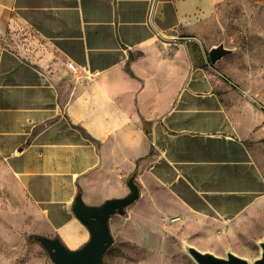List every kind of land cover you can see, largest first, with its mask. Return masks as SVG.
<instances>
[{
    "label": "crops",
    "instance_id": "0c3cea01",
    "mask_svg": "<svg viewBox=\"0 0 264 264\" xmlns=\"http://www.w3.org/2000/svg\"><path fill=\"white\" fill-rule=\"evenodd\" d=\"M209 5L0 0V160L41 235L79 248L76 195L124 197L131 176L220 224L264 199L263 109L182 36Z\"/></svg>",
    "mask_w": 264,
    "mask_h": 264
},
{
    "label": "rangeland",
    "instance_id": "374dc122",
    "mask_svg": "<svg viewBox=\"0 0 264 264\" xmlns=\"http://www.w3.org/2000/svg\"><path fill=\"white\" fill-rule=\"evenodd\" d=\"M204 16L182 36L194 38L201 56L223 44L232 53L213 65L264 109V0H207ZM113 243L102 264H197L193 246L225 258L228 252L252 263L264 240V199L230 224L201 219L180 209L153 185L110 222ZM43 219L0 160V264H53L34 236Z\"/></svg>",
    "mask_w": 264,
    "mask_h": 264
},
{
    "label": "water",
    "instance_id": "95a60500",
    "mask_svg": "<svg viewBox=\"0 0 264 264\" xmlns=\"http://www.w3.org/2000/svg\"><path fill=\"white\" fill-rule=\"evenodd\" d=\"M231 49L219 44L210 48L207 52L209 63L213 66L227 55ZM129 193L121 198H113L104 201L97 206H90L83 202L80 194L74 198L72 212L76 219L87 229L88 240L77 249L67 248L58 237L35 235L37 243L46 251L53 264H102L107 249L113 243V237L109 227V220L114 215H125L126 208L140 197L134 177L127 181ZM260 256L252 263L230 252L225 258L217 257L208 252H201L193 246H187V254L197 264H264V240L259 243Z\"/></svg>",
    "mask_w": 264,
    "mask_h": 264
},
{
    "label": "built area",
    "instance_id": "2783aa9c",
    "mask_svg": "<svg viewBox=\"0 0 264 264\" xmlns=\"http://www.w3.org/2000/svg\"><path fill=\"white\" fill-rule=\"evenodd\" d=\"M70 67H71L72 69H74L73 66H72L71 64H70Z\"/></svg>",
    "mask_w": 264,
    "mask_h": 264
},
{
    "label": "trees",
    "instance_id": "16d2710c",
    "mask_svg": "<svg viewBox=\"0 0 264 264\" xmlns=\"http://www.w3.org/2000/svg\"><path fill=\"white\" fill-rule=\"evenodd\" d=\"M263 111H264V109H263Z\"/></svg>",
    "mask_w": 264,
    "mask_h": 264
}]
</instances>
